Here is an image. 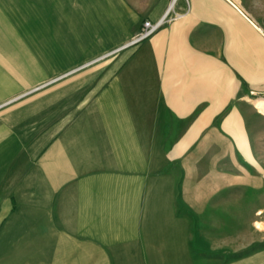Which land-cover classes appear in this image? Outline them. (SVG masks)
I'll return each instance as SVG.
<instances>
[{"label":"crops","instance_id":"1","mask_svg":"<svg viewBox=\"0 0 264 264\" xmlns=\"http://www.w3.org/2000/svg\"><path fill=\"white\" fill-rule=\"evenodd\" d=\"M170 2L0 0V264H264L200 219L264 137V0L122 46Z\"/></svg>","mask_w":264,"mask_h":264},{"label":"rangeland","instance_id":"2","mask_svg":"<svg viewBox=\"0 0 264 264\" xmlns=\"http://www.w3.org/2000/svg\"><path fill=\"white\" fill-rule=\"evenodd\" d=\"M169 17L168 14L166 19ZM256 26L264 37V18ZM258 99H264V94L253 96L254 105ZM254 145V148H250V159L244 154L243 158L238 157L237 163H233L235 168L238 167L237 171L242 172L237 178L243 183L229 184L226 192H223L226 200L212 202L217 205L213 209L220 210L222 214L200 218L203 220L201 228L210 240L226 238L229 244L244 242V248L238 253L228 249V258L249 255L258 246L264 245V137L254 140ZM256 221H261V227L256 226Z\"/></svg>","mask_w":264,"mask_h":264},{"label":"built area","instance_id":"3","mask_svg":"<svg viewBox=\"0 0 264 264\" xmlns=\"http://www.w3.org/2000/svg\"><path fill=\"white\" fill-rule=\"evenodd\" d=\"M171 1L173 2L174 0H171ZM168 11H169V8L165 12V14L161 16L159 19H157L156 21L152 22L150 20H143L137 32L122 46L136 44L140 42L141 40L145 39L146 37H148L149 35H151L166 20V15Z\"/></svg>","mask_w":264,"mask_h":264},{"label":"bare ground","instance_id":"4","mask_svg":"<svg viewBox=\"0 0 264 264\" xmlns=\"http://www.w3.org/2000/svg\"><path fill=\"white\" fill-rule=\"evenodd\" d=\"M171 6H172V1L169 3L168 8L170 9ZM255 104H256L255 106L260 110V112H262L264 114V99L255 100ZM260 222L256 221V226L257 227H261V223Z\"/></svg>","mask_w":264,"mask_h":264}]
</instances>
